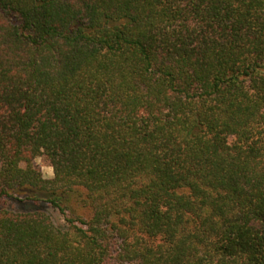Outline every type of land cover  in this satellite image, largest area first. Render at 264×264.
<instances>
[{"label":"trees","instance_id":"trees-1","mask_svg":"<svg viewBox=\"0 0 264 264\" xmlns=\"http://www.w3.org/2000/svg\"><path fill=\"white\" fill-rule=\"evenodd\" d=\"M0 264H264V0H0Z\"/></svg>","mask_w":264,"mask_h":264},{"label":"rangeland","instance_id":"rangeland-1","mask_svg":"<svg viewBox=\"0 0 264 264\" xmlns=\"http://www.w3.org/2000/svg\"><path fill=\"white\" fill-rule=\"evenodd\" d=\"M34 164L40 170L44 179L49 180V179L54 178V169L52 167L50 160L46 156H41V157L36 158L34 160ZM2 206H5L7 208H12L18 211L25 209L23 208V206L17 205L12 201L7 202V203L4 202ZM48 210L57 224H61L63 222L62 216L57 211L51 210L49 208Z\"/></svg>","mask_w":264,"mask_h":264}]
</instances>
